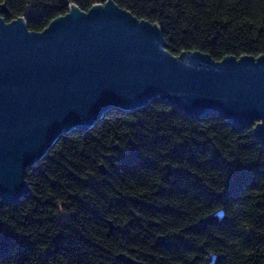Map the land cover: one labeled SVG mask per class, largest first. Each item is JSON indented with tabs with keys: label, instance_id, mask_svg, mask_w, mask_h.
Masks as SVG:
<instances>
[{
	"label": "trees",
	"instance_id": "1",
	"mask_svg": "<svg viewBox=\"0 0 264 264\" xmlns=\"http://www.w3.org/2000/svg\"><path fill=\"white\" fill-rule=\"evenodd\" d=\"M109 0H0L42 31ZM158 23L173 54H264V0H114ZM256 122L192 118L152 99L62 135L29 169L30 193L0 197V264H264V145ZM222 210L220 220L197 224Z\"/></svg>",
	"mask_w": 264,
	"mask_h": 264
},
{
	"label": "water",
	"instance_id": "2",
	"mask_svg": "<svg viewBox=\"0 0 264 264\" xmlns=\"http://www.w3.org/2000/svg\"><path fill=\"white\" fill-rule=\"evenodd\" d=\"M155 98L192 118L220 115L237 127L256 122L253 133L264 145V54H173L158 23L114 0L88 11L73 3L42 31L30 30L23 16L0 15V197L28 195L29 169L62 135ZM222 217L219 210L197 225ZM215 259L211 254L206 264ZM117 260L137 264L123 253Z\"/></svg>",
	"mask_w": 264,
	"mask_h": 264
}]
</instances>
